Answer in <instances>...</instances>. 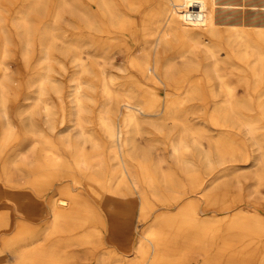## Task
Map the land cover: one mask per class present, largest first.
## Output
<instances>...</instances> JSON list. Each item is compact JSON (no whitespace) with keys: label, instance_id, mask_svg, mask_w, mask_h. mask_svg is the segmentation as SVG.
<instances>
[{"label":"bare ground","instance_id":"6f19581e","mask_svg":"<svg viewBox=\"0 0 264 264\" xmlns=\"http://www.w3.org/2000/svg\"><path fill=\"white\" fill-rule=\"evenodd\" d=\"M18 2L16 43L3 21ZM65 12L77 19L74 38L60 26ZM117 55L126 64L125 77L112 74ZM11 59L24 70L30 93L24 100L21 83L8 84ZM59 70L68 71L66 91L56 78ZM202 110L203 120L217 129L244 130L262 151L264 132L255 119L264 117V0H2L0 201L12 211L2 206L0 229L17 217L11 239L15 261H8L4 250L0 264H80L83 251L94 253L106 239L125 249L121 258L100 264H193L195 256L202 264H264L259 214L230 220L229 236L215 249L211 234L220 226H198L197 205L203 198L226 211L232 202L228 195H208L204 189L197 195H169L182 221L168 229V223L153 227L139 237L134 252L126 249L138 229V212L144 218L150 198L164 197L161 186L177 193L184 186L181 175L188 180L186 192L204 187L203 174L187 166L195 147L205 148V126L189 120ZM148 123L161 132L172 127L179 175L160 169V162L151 166ZM232 138L213 139L217 163L245 157ZM207 151L197 156L205 167L213 157ZM72 153L68 161L65 156ZM21 160L37 164L29 166L20 193L8 187L21 186L14 182ZM254 179L260 192L264 170ZM71 181L85 187L89 198L76 194ZM56 190L59 196L49 200ZM45 206L50 222L40 232L33 224L42 221ZM190 232L194 237L188 242L183 235ZM194 246L203 249L195 252ZM227 251L232 256L224 262Z\"/></svg>","mask_w":264,"mask_h":264},{"label":"rangeland","instance_id":"374dc122","mask_svg":"<svg viewBox=\"0 0 264 264\" xmlns=\"http://www.w3.org/2000/svg\"><path fill=\"white\" fill-rule=\"evenodd\" d=\"M73 1L77 2V0H73ZM0 3H2V0H0ZM151 6H152V4L146 6L145 11L149 10ZM18 9H19V2L14 7H9L8 11L6 12V18H4V21H3V24L6 27V30L10 33L11 37H13V39L16 43H17V40L15 38L16 32L13 31V29H14L13 28V23H14L13 21L19 16V14H17ZM76 23H77V19L74 16H71V14H69L68 12H65L64 17L60 22V26L68 31L67 35H70V36L73 35L72 37L74 38V35H75L74 33L76 32V30H75L76 29ZM66 27H68V28H66ZM69 28H70V30H69ZM12 49L14 51V54L17 55V53H18L17 48L16 49L12 48ZM40 57L43 58V56L39 55L37 60H39ZM198 57L200 58V55ZM8 64H9L8 68H10L9 69L10 81L8 82V84L10 87L14 88V87H16V85L18 83L19 84L21 83L22 98L24 100V98L27 97V95H29L30 93H27L28 88H26V85H24L25 77H24V70H23L22 64H21V62H17V61L15 62L12 59H11V61L8 62ZM114 64H115V67L112 70V74L118 75L120 77H125L127 75V72L123 71L122 69H124L126 67V64H125L121 55H117L115 57ZM67 72H63V71L59 70V74L56 76V78L59 80L61 86H63L65 91H66L67 86L69 85ZM53 102H54V106H55V111L57 112V114H61V110L59 108L58 102L55 99L53 100ZM24 104L25 103H22V105H24ZM204 115H205L204 110H202L200 112L198 111L194 116L191 115L189 120L196 125L202 124L203 126H205L206 133H207V139L204 142V146H203L205 148L203 150L202 148L200 149L198 147H195L193 152L190 153L192 156H190V154H189L187 157V166L189 168H191L193 166L191 169L195 170V171L198 168L197 171H200L203 174V177L205 179L204 180V187L201 189L200 188L195 189L196 191L193 190L194 192L193 191H191L189 193L186 192L184 186L187 184L186 182H188V180H186L187 178H185L181 175L179 177H180L181 182L184 186H181L177 193H172L170 191H167L161 186L160 190H159L160 195H162L164 197H159V198L151 197L150 198L151 199L150 200L151 206H149L144 211L145 217L141 219V217H142L141 212H138V214L136 215L134 222L138 226V229H137L138 233L137 232L135 233V236H134L133 240L131 241L130 248L126 247V249H131L130 252H134L136 250V245L138 244L141 236H145L153 227L162 226V225L168 223V225L166 226V228L168 229V228H170V225L175 226V225H178L182 221L181 217L183 214L177 215L178 208L175 205H173L172 203H170L169 198H168L169 195H190V194L191 195H197L198 192L200 193V192L206 190L205 194H208V195H228L230 197V200L232 203H230L227 206L230 208V210H226V211L223 209H215V208L211 207L209 204L206 203V201L203 198L200 200V202L197 205V207H198L197 213L198 214H197V216H195L197 218V219L195 218V220H196L195 223L198 224V226H200V225L209 226V227H214L215 225L220 226V230L218 232H213L211 234L212 238L215 241V245H216L215 249L216 250H217V247H219V245L230 234L229 224H228L230 220H235V219H238L239 217H246V216L250 217L254 214H259L264 218V187L262 186L259 189V191L262 194L260 192H258V190L254 189V187L256 185V182L254 179L255 174L258 172H262L264 170V168L262 166V159H264V145H263V149L261 151V150L257 149L258 146L254 143V141H252L249 138V136L245 133L244 130H242L240 128H226L223 130L217 129L210 124L208 119L203 120L202 116H204ZM263 120H264V117L260 118V119H258V118L255 119V122L258 124L259 130L261 132H264V121ZM145 130H146L145 146H146V151L148 152V155L150 153L149 156H150L151 166L153 167L154 163L160 162V164H161L160 169L166 170L169 172H174V173H177L176 175H179L180 174L179 169L175 167L176 165L174 164V159H173L175 142H174V137L172 136L173 135L172 133L174 132L172 127L166 126L165 129H163L165 132V134H164V132H161V130H158V128H156L155 126L148 123L145 127ZM169 133H171V134H169ZM223 134L225 137H228L231 139H233L232 137H235L234 140H236L238 142V144L241 146L242 151H243V155L246 158L245 157L242 158L241 156L238 157L237 160H233L231 158H226V160L224 162H218L217 163L218 159H217V157H215V155H213L214 151H213L212 141L214 138H218V137L222 136ZM165 138H167V139H165ZM205 150L206 151L208 150L207 152H209L211 154V156H213L212 157V164L208 166V167H212L211 169L210 168L208 169V167H205V166H202L201 164H199V161L197 159V156L203 154V151H205ZM73 156H75L74 153L68 154L67 156H65V158L69 161L73 158ZM31 160L19 161V163H20L19 164V171H16L14 173V182H15V184H17V182H20V184H18V185H21V186H15L13 188L8 187L10 190H12V191L14 190L16 192L19 189L18 192H20V193L22 192V189H24V185L26 183L25 179H27L26 175H28V170L35 167V165L37 164L35 162L36 164L32 163V166H31L29 164V162ZM60 163H61L60 165L62 167L64 165V161H60ZM27 164H28V166H27ZM23 166L24 167L26 166L25 167L26 169H24ZM213 166H214V168H213ZM16 174H17V176H16ZM217 174H219V175H217ZM23 175L26 177L24 178ZM215 177H217V178H215ZM16 178H18V179H16ZM20 179H21L22 183H21ZM76 179H81V178L76 177ZM72 182H73V184H72ZM70 185L71 186L73 185L72 187L74 188L75 193L80 195L83 199L89 198L88 197L89 194L86 192L85 187L77 185L74 181H71ZM103 185L105 187L111 186V184H107V183H104ZM0 186H1V183H0ZM255 193H258V194H255ZM58 194H59V190H56L52 195H50L48 197V199L49 200L51 198L53 199L54 197L59 196ZM147 194L149 195L150 193H147ZM187 201H188V199L185 198L184 201L182 202V205H184V203H186ZM6 204H7V202L5 200L0 201V211H2V209L4 210L5 209L4 207H9L10 209L9 208L8 209L10 211H12V205H6ZM3 205H6V206L2 207ZM94 205H95V208L97 210H99L101 213H104L103 212L104 209H102L103 205L101 203L94 201ZM44 209L45 210L40 209L41 215H42V218H41L42 221H39V222L37 221L33 224L34 227H36V229L39 230L40 232L44 231L46 229L48 223L50 222V219H49L47 212H46L47 207L45 206ZM218 210H221V211H218ZM175 215H177V216H175ZM16 217H17V215L12 216V218H13L12 224L9 225V227H6V228L3 227L0 229V252L4 251V250H8L7 252H8L9 256L7 257V259L10 262L15 261V258H14L15 255H13V253H12V251L14 250V245H13V242L11 239L13 238L15 231H16L15 230L16 225L13 223L16 220ZM183 237H184V240H187L189 242L194 237V232L185 233L183 235ZM3 246H5V247H3ZM123 249H125V248L117 246V245L115 246V244H113L110 240L107 241V239H106L104 246L99 247L94 252L95 254L94 253H84L85 251H83L82 255H84V256H82V258L80 260V264H100L103 259L121 258L123 256ZM202 249H203V247H201V246H194L193 251L199 252ZM109 255H111V256H109ZM231 256H232L231 251H227L221 257H222L223 261L225 260L224 262H227L231 258ZM194 259H196V260H193V264H198V263L202 264V260H203L202 258H198L195 256Z\"/></svg>","mask_w":264,"mask_h":264}]
</instances>
